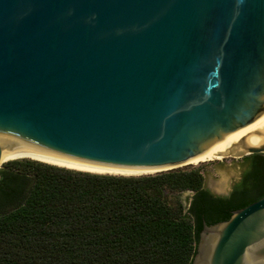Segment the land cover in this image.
<instances>
[{
    "label": "water",
    "instance_id": "95a60500",
    "mask_svg": "<svg viewBox=\"0 0 264 264\" xmlns=\"http://www.w3.org/2000/svg\"><path fill=\"white\" fill-rule=\"evenodd\" d=\"M257 153L264 0H0V160L148 175ZM191 264H264V195L202 222Z\"/></svg>",
    "mask_w": 264,
    "mask_h": 264
},
{
    "label": "trees",
    "instance_id": "16d2710c",
    "mask_svg": "<svg viewBox=\"0 0 264 264\" xmlns=\"http://www.w3.org/2000/svg\"><path fill=\"white\" fill-rule=\"evenodd\" d=\"M251 157L226 197L204 188L197 167L126 176L8 161L0 264H191L202 222L226 221L264 195V155Z\"/></svg>",
    "mask_w": 264,
    "mask_h": 264
},
{
    "label": "rangeland",
    "instance_id": "374dc122",
    "mask_svg": "<svg viewBox=\"0 0 264 264\" xmlns=\"http://www.w3.org/2000/svg\"><path fill=\"white\" fill-rule=\"evenodd\" d=\"M17 159L23 160V158H17ZM25 160L33 161V159L30 158ZM35 161L37 162V160ZM39 162L41 163V161ZM42 163L44 164L45 162ZM3 164L0 165V168L2 167ZM244 164L245 161L242 160V157L226 156L220 160L189 164L178 168H187V167L199 168L203 174L204 188L209 190L213 194L222 195L223 193H229L233 185L236 182H238ZM187 197H189V193L182 194V199L186 200Z\"/></svg>",
    "mask_w": 264,
    "mask_h": 264
},
{
    "label": "bare ground",
    "instance_id": "6f19581e",
    "mask_svg": "<svg viewBox=\"0 0 264 264\" xmlns=\"http://www.w3.org/2000/svg\"><path fill=\"white\" fill-rule=\"evenodd\" d=\"M224 157H226V155L225 156H222V157H219V158L212 159V160L199 161V162H196V163L208 162V161H213V160H220V159H222ZM17 158L29 159L30 157L23 156V155H10V156H5V157H2L1 158L0 164H3L4 162L10 161V160H14V159H17ZM30 159L37 160V159H34V158H30ZM37 161H41V160H37ZM41 162H45V161H41ZM45 163H48V162H45ZM196 163H193V164H196ZM48 164L55 165V166H59V167L66 168V169L77 170V169L68 168V167H64V166H60V165H56V164H52V163H48ZM77 171H82V170H77ZM82 172H87V171H82ZM113 175H115V174H113ZM126 176H135V175H126Z\"/></svg>",
    "mask_w": 264,
    "mask_h": 264
},
{
    "label": "flooded vegetation",
    "instance_id": "af4514ba",
    "mask_svg": "<svg viewBox=\"0 0 264 264\" xmlns=\"http://www.w3.org/2000/svg\"><path fill=\"white\" fill-rule=\"evenodd\" d=\"M251 155L252 154H250V155H246V156H242V160L243 161H245V164H244V167H243V170H242V173H241V176H240V178H239V180H238V182L242 179V176H243V174L249 169V167H250V164H251V160H252V157H251ZM264 155V154H263ZM238 182H236V183H238ZM235 183V184H236ZM234 184V185H235ZM234 185H233V187H234ZM232 187V188H233ZM232 190V189H231ZM231 190H230V192H231ZM209 191V190H208ZM210 192V191H209ZM230 192L229 193H227V195H217V194H213L212 192H210L212 195H214V196H221V197H226V196H228L229 194H230Z\"/></svg>",
    "mask_w": 264,
    "mask_h": 264
}]
</instances>
